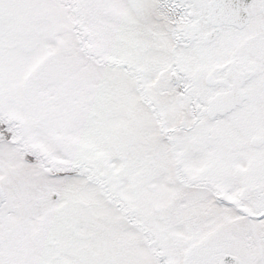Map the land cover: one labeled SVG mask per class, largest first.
Segmentation results:
<instances>
[{
  "label": "snow or ice",
  "instance_id": "snow-or-ice-1",
  "mask_svg": "<svg viewBox=\"0 0 264 264\" xmlns=\"http://www.w3.org/2000/svg\"><path fill=\"white\" fill-rule=\"evenodd\" d=\"M0 264H264V0H0Z\"/></svg>",
  "mask_w": 264,
  "mask_h": 264
}]
</instances>
